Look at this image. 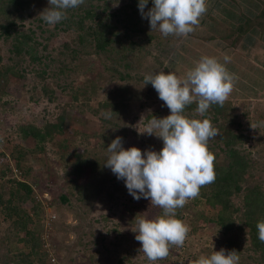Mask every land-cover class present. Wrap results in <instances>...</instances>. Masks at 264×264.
<instances>
[{"label": "rangeland", "instance_id": "374dc122", "mask_svg": "<svg viewBox=\"0 0 264 264\" xmlns=\"http://www.w3.org/2000/svg\"><path fill=\"white\" fill-rule=\"evenodd\" d=\"M37 11L33 16L30 14L22 21L19 20L17 30L27 34L31 30L34 32L30 44L39 61H31L25 56L19 65L24 69L23 79L10 75L6 86L1 90L0 124L8 135L7 142L11 146L17 145L26 154L18 167L11 156H7L8 172L4 177L1 176L3 179L0 177V187H3L6 179L18 181L10 171L13 165L21 171V180L35 189L33 195L41 209L39 218L31 217L34 218L33 229L39 232L42 252L47 255L46 264H118L119 261L120 264H153L141 251V244L135 239L136 233L133 231L140 214L153 218L163 214V210L151 206L150 199L134 200L128 194L124 181L118 180L109 168L90 204H81L73 197L62 202L60 194L67 189V182L64 181L66 176L64 162L51 153L50 148L35 152L34 142L30 138L23 140L19 137L18 126L33 122L41 126L46 120H55L61 112L55 104H69L63 134L58 137L69 142V151L85 148L108 156L107 147L119 136L123 140L122 147L125 150L136 147L142 153L145 150L159 152L163 147V141L155 135L143 132L146 131L145 126L151 116L166 117L170 115V111L158 98L151 84L144 85L143 79L146 75L158 71H164L165 74L175 72L177 76L184 77L191 69L189 65L195 66L199 61L195 60L188 44L194 39V30L187 36L173 35V39H170L174 42L173 50L160 54L162 46L166 47L165 36L158 29L150 28L147 35L155 36V40L144 47L145 53H140L137 62L131 61L134 65L132 64L128 71L132 79L121 81L112 71L118 62L113 57L114 54L109 58L105 56L99 58L82 52L72 54L71 49L78 48V43H74V30L67 32L65 25L56 27L46 22L39 28V22L36 21ZM145 21L148 22L146 18ZM147 25L150 26L149 22ZM64 44L68 46L67 49L63 47ZM182 45L186 49L184 48L181 55L187 63L182 59L174 62L173 54ZM11 48L10 41L0 42L2 65L9 63L8 58L12 56ZM82 49L83 52L88 51V48ZM208 54V57H211L210 53ZM40 72H45V75L43 77L36 75ZM44 82L56 90L57 101L54 103H49L46 96L42 95L41 88ZM118 86L124 87L125 103L118 108L121 119L115 120L117 122L120 119L118 127H115L110 124L111 121L105 122L106 116L100 104L105 99H110ZM236 87L235 84L226 101L231 102L236 108L239 129L249 135L244 148L255 166L252 179L248 178L244 184L246 187L260 185L264 189V99L251 100L245 93H239L242 94L239 96ZM83 92L86 95L85 99L82 97ZM106 111L108 112V109ZM193 118L204 119L197 113ZM211 123L219 132L222 125H225L223 120H212ZM215 139L216 137L209 143L213 144ZM103 143L106 148L101 145ZM4 148L3 146L0 154L6 153ZM217 151L220 155L219 164H226L223 154L218 149ZM4 168L5 166L0 163V170ZM9 186L7 182L5 192ZM205 193L206 189L201 187L196 198L188 200L184 207L176 210L175 218L183 221L190 231L182 247L170 246L167 258L158 260L155 264H192L201 255H210L212 250L219 251L223 248L229 251V239H239V264H253L247 261L244 251L247 229L241 219L242 211L238 213L240 218L235 219L233 232L225 234L219 226L209 222V219H216V211L210 210L206 205L203 197ZM232 200L234 209L242 208L239 196L233 197ZM45 202L48 204L47 208H44ZM50 213L56 215L48 234L54 262L51 261L49 252H46L42 239L46 236L45 216ZM11 234L10 221L0 213V264L8 258L6 257L8 251L15 245ZM17 247L19 251L28 252V248L23 244Z\"/></svg>", "mask_w": 264, "mask_h": 264}, {"label": "trees", "instance_id": "16d2710c", "mask_svg": "<svg viewBox=\"0 0 264 264\" xmlns=\"http://www.w3.org/2000/svg\"><path fill=\"white\" fill-rule=\"evenodd\" d=\"M138 3L139 0H84V3L79 7L68 9L66 18L55 26L65 25L67 32L74 30V43H78V48L71 49L72 54H81L82 52L99 58L101 56L109 58L111 54H114L113 57L118 62L112 71L121 81L129 80L132 78L128 69L132 64L134 65L133 62H137L140 53H145L144 47L150 45L156 38L147 35L150 26L148 27V22L142 18ZM48 7V0H0V17H2L0 19V42L10 41L12 45L10 50L12 56L8 58V64L2 65L3 57L0 55V96H2V88L7 84L8 76L14 75L23 79L24 69L19 65L25 56L29 57L31 61H39L30 44L33 41L34 32L31 30L27 34L18 31L19 20L22 21L25 16L30 14L33 16L38 10L36 21L39 22L38 27L40 28L44 23L40 14ZM151 7L152 0H148L144 11H148ZM51 35L52 33L49 38ZM172 36L165 37L166 47L162 46L160 54L161 52L162 54L167 53V50L168 52L173 50ZM156 42L158 43V41ZM63 47L68 48L66 44ZM82 47L88 48V51L83 52ZM44 48L47 47L44 46ZM159 64L162 63L159 62ZM36 75L43 77L45 72ZM92 90L94 91V87ZM41 91L49 103L57 101L56 90L47 83L42 84ZM84 93L82 97L85 99ZM123 93L124 87L118 86L111 98L105 99L100 104L104 115L110 110L112 111L111 119L104 118V120L105 122L111 121L108 123L115 127H118V122L121 119L118 108L125 103ZM73 96H75L74 93ZM68 106L69 104H55V107L60 108L61 111L55 120H46L41 126H37L35 122L21 124L18 126V133L21 139L30 138L34 142L35 152L50 148L51 153L64 162V175H66L64 181L67 182V189L60 194V200L66 202L69 197H73L81 204L87 205L91 203L92 198H95L102 180L108 174V168L104 166L107 155L85 148H78L71 152L69 151V142L58 139L63 134ZM197 106L196 103L187 106L185 115L189 118L196 116ZM203 117L210 118L211 121H225V125H222L219 135L216 136V141L213 140V144L211 142L208 145L209 150L215 156L214 171L216 174L213 183L203 186L206 189V195L203 194L206 205L210 210L216 211V219H209V222L219 226L223 233L230 234L233 232L235 219L240 218L238 213L242 211L241 219L247 229L245 233L246 245L244 246L247 261H251L253 264H264V243L258 239L256 228L257 222L264 220V189L260 185L246 187L244 184L248 178L252 179L255 170L250 155L244 148L249 140V135L239 129L240 122L236 108L229 101H225L223 106L212 105ZM118 118L120 119L115 122ZM101 145L103 146L105 143ZM4 147L3 150L6 153L0 154V163L5 168L0 170V177L7 175V156L10 155L18 167L26 154L17 145L11 146L8 142ZM216 149L223 154L226 164H219L220 155ZM66 161L68 162L66 163ZM7 182L10 186L5 192ZM236 196H239L241 200V209H234L232 199ZM40 209L34 198L33 190L27 183L9 178L6 179L3 187H0V213L10 221L11 237L15 243L8 251V256L6 255L10 259L7 258L3 264L47 263L45 262L47 255L42 252L39 232L36 231L37 229H33L34 218L32 217L39 218ZM229 240L228 250H235L239 253V239ZM20 244L26 246L28 252L19 251L17 246Z\"/></svg>", "mask_w": 264, "mask_h": 264}, {"label": "clouds", "instance_id": "9594fccd", "mask_svg": "<svg viewBox=\"0 0 264 264\" xmlns=\"http://www.w3.org/2000/svg\"><path fill=\"white\" fill-rule=\"evenodd\" d=\"M48 3L40 17L54 26L66 18L68 9L79 7L84 0H48ZM147 4L148 0H139L142 18L148 20L151 30L158 29L165 37L187 36L207 11L206 0H152V7L145 13ZM224 59L228 61V57ZM233 81L224 64L207 56L201 57L184 77L164 71L146 75L144 85L151 84L170 111L166 117L151 116L143 132L160 138L162 149L143 153L136 147L125 150L119 136L106 149L104 166L124 181L128 194L134 200L150 199L151 206L163 210V214L153 218L140 214L133 231L141 251L153 264L167 258L170 246H183L190 229L175 218L176 210L196 198L201 187L216 178L215 156L208 145L219 131L210 118H189L185 109L196 103L195 111L203 117L212 105L223 106L233 90ZM111 114V110L105 113L106 118ZM256 228L258 239L264 243V220L258 221ZM239 259L235 250L221 248L212 250L208 256L201 255L192 264H239Z\"/></svg>", "mask_w": 264, "mask_h": 264}, {"label": "crops", "instance_id": "0c3cea01", "mask_svg": "<svg viewBox=\"0 0 264 264\" xmlns=\"http://www.w3.org/2000/svg\"><path fill=\"white\" fill-rule=\"evenodd\" d=\"M206 6L188 42L195 60L210 53L233 75L237 95L264 99V0H206ZM184 48L173 54L174 62L187 63Z\"/></svg>", "mask_w": 264, "mask_h": 264}, {"label": "built area", "instance_id": "2783aa9c", "mask_svg": "<svg viewBox=\"0 0 264 264\" xmlns=\"http://www.w3.org/2000/svg\"><path fill=\"white\" fill-rule=\"evenodd\" d=\"M8 141V135L6 134V131L5 129L2 127V125L0 124V152L2 151V148L3 146L7 143ZM11 173L13 174V177H15L18 181H22L21 180V171H19L18 168H16L15 166L11 165ZM23 182V181H22ZM31 189L33 191H35V189L33 187H31ZM38 200V199H37ZM37 202V201H36ZM44 205V208H47L48 207V204L45 202L43 203ZM45 232H46V236L45 237H42L43 239V242L45 244V250L46 252H49V257L51 258V261L54 262V258H53V251L50 249V245H49V242H48V234H49V231H51V223L55 221L56 219V215L53 214V213H50L49 215H46L45 216Z\"/></svg>", "mask_w": 264, "mask_h": 264}]
</instances>
